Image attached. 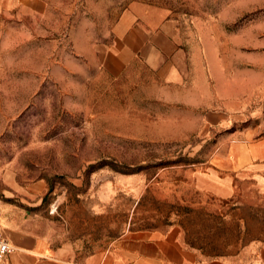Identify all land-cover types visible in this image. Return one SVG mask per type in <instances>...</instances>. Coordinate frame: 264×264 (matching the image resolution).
<instances>
[{"label": "rangeland", "instance_id": "374dc122", "mask_svg": "<svg viewBox=\"0 0 264 264\" xmlns=\"http://www.w3.org/2000/svg\"><path fill=\"white\" fill-rule=\"evenodd\" d=\"M45 2L0 13V217L80 254L136 228L175 227L207 254L264 243L262 187L222 196L194 175L264 135V0ZM135 2L175 27L166 73L112 63Z\"/></svg>", "mask_w": 264, "mask_h": 264}, {"label": "crops", "instance_id": "0c3cea01", "mask_svg": "<svg viewBox=\"0 0 264 264\" xmlns=\"http://www.w3.org/2000/svg\"><path fill=\"white\" fill-rule=\"evenodd\" d=\"M45 5V0H0V13L37 15ZM165 15L163 8L144 3L127 7L116 24L112 63L124 66L141 57L158 73L175 67L182 50L175 27ZM229 150L220 158L215 156L213 166L194 173L199 184L222 196L233 192L235 180L264 189V135L239 137ZM0 219L3 233L14 247L8 264H264V243L234 253L207 254L186 242L175 227L128 229L106 248L84 254L65 252L42 234L7 217Z\"/></svg>", "mask_w": 264, "mask_h": 264}, {"label": "built area", "instance_id": "2783aa9c", "mask_svg": "<svg viewBox=\"0 0 264 264\" xmlns=\"http://www.w3.org/2000/svg\"><path fill=\"white\" fill-rule=\"evenodd\" d=\"M13 246L3 233L0 221V264H8V254L13 250Z\"/></svg>", "mask_w": 264, "mask_h": 264}]
</instances>
